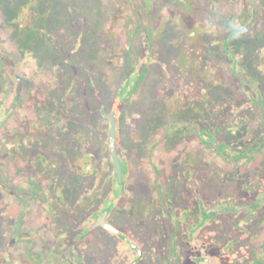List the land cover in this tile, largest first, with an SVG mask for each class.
Listing matches in <instances>:
<instances>
[{
  "label": "flooded vegetation",
  "instance_id": "flooded-vegetation-1",
  "mask_svg": "<svg viewBox=\"0 0 264 264\" xmlns=\"http://www.w3.org/2000/svg\"><path fill=\"white\" fill-rule=\"evenodd\" d=\"M117 1L112 10L94 6L93 22L83 16L67 26L79 37L88 33L93 45L92 63L82 74L84 64L68 62L73 75L68 85L78 82L95 89L89 136L81 130V112L66 110L68 90L57 88L42 95L46 104L36 117L39 136L23 144L15 138L11 145L13 159L19 160L23 150L27 155L25 166H18L9 179L15 222L9 238L1 229L5 249L0 264H188L192 256L197 257L195 264L220 263L221 239L215 238L222 233L220 223L208 224L209 209L203 210L208 204H234L237 197H225L223 184L217 194L208 193L207 152L228 166L256 157L264 162V0L191 1L217 4L220 11L236 1L243 4L239 14L220 12L211 19L217 29L212 42L203 26L189 25L181 15L208 9H191L184 0ZM45 2L29 0L15 23L26 29L29 79L50 74L63 87L65 52H71L62 36L66 17L53 14L54 0ZM166 9L177 14L160 24ZM258 22L256 29L253 24ZM179 31L183 37L166 45L167 39L173 40L168 35ZM103 34L114 40L111 54L124 48V36L131 46L125 62L111 60L109 75L96 70L101 76L97 83L91 68L100 57ZM42 50L37 63L36 53ZM34 66L39 71L35 76ZM152 71L156 78L148 79ZM116 79L118 93L106 94ZM108 105L110 111L105 110ZM237 120L243 126L230 128L233 141L220 139L226 136V124ZM112 121L121 173L111 150ZM48 128L61 141L50 156L44 153L49 145L42 135ZM97 131L105 135L98 137ZM70 139L73 143L66 145ZM137 157L138 163L148 162L153 173H131ZM225 170L219 169L221 177L227 175ZM229 181L241 182L238 175ZM262 181L264 176L259 177ZM209 246L214 255H208ZM226 254L233 264L249 263L230 248Z\"/></svg>",
  "mask_w": 264,
  "mask_h": 264
},
{
  "label": "rangeland",
  "instance_id": "rangeland-1",
  "mask_svg": "<svg viewBox=\"0 0 264 264\" xmlns=\"http://www.w3.org/2000/svg\"><path fill=\"white\" fill-rule=\"evenodd\" d=\"M29 0H0V75L3 79V83L0 85V182L5 181L8 186H10V176L16 175V170L18 166L24 167L25 165V157L27 152L23 150L21 153L19 160L13 159L11 156V145L14 142L15 138L18 139V142L24 143L28 140L30 143V136H35L40 134L37 130L38 121L36 119L37 115L40 117V112H44L42 106H44L45 100L42 95H50L52 93H56L57 88L63 91L68 90L69 101L66 104L67 111L70 114H77V112H81L80 118L84 120L82 125H80L81 130L86 131L87 136H89L90 128L88 124V112L92 106V99L90 98L92 92L95 90L92 86H84L80 85L76 82L73 86H69V80L73 79V75L70 73L68 68V62L72 59L76 64H84L81 70V74L84 72V69L90 66L86 64H91L92 58H90L91 49L93 45L89 43V39L86 37H79L72 29H69L67 26L70 21H77L78 23L83 16L89 22H93L96 18L93 9L94 6H102L104 9H114L115 0H54L53 5V14L61 13L66 18V27L63 31V38L65 39V45L68 46V50L71 52H65L66 61H64L65 66L64 69L65 77H64V86H57L58 83L54 80L55 77H51L50 74L44 75L42 77L29 79L30 70L28 66L30 61L28 60L27 53L29 50L25 46V27L15 23V19L18 16L19 10L26 5ZM52 0H47L50 3ZM119 1V0H118ZM117 1V2H118ZM45 2V3H47ZM101 2V3H100ZM243 7V4H237V1L234 5L228 7H221V9L225 11H220L217 9L216 5H208L207 13H203L202 11H195L193 13H189L186 15L185 13H181L184 15V20L189 25L200 24L203 26L204 31L207 32V37L210 42L214 40L212 37V33L216 32V27H212L213 22L211 19H216L219 17L220 12L234 13L239 14ZM44 10V7H42ZM105 13V12H104ZM177 13L172 11L171 9H166L162 12L159 22L160 24L169 17L175 16ZM98 15V14H97ZM257 15H260V11H257ZM259 19V18H258ZM259 23L253 24L254 27ZM256 29H258L256 27ZM182 30V29H180ZM73 32V33H72ZM168 37H173L171 39H167L166 45L170 46L171 42L175 41L177 38H182L180 31L179 33ZM56 38V37H55ZM102 41L98 45L99 47V55L95 61V69L91 68V72L93 77H95L96 82L100 81V74L103 72L104 75L110 72L107 69L108 64H112L111 60L119 59L121 62H125V53L126 48H130L131 44H129L128 36H124V48L122 50H118L115 53L111 54V44L114 41L113 38L110 40L107 37V34H103ZM112 41V42H111ZM160 47L162 49L163 41L160 39ZM113 45V44H112ZM74 48L76 50L72 51ZM27 52V53H26ZM173 52V50H172ZM45 50L38 51L36 53L37 63L40 62L39 58L43 57ZM68 59V60H67ZM133 60V59H132ZM110 61V63H109ZM31 62L35 63L34 60ZM133 62V61H132ZM37 68L39 64H36ZM86 66V67H85ZM39 71L33 68V75ZM116 73V72H115ZM109 75V74H108ZM148 79L156 78L154 72L150 73L147 77ZM118 79L113 81V85L111 88V96H115L120 87L118 86ZM101 87V86H100ZM146 86L145 88H147ZM146 94L148 92H145ZM149 94H154V92ZM111 101L113 99H110ZM53 105L52 102H50ZM106 111H110V105L105 107ZM130 114L134 116L136 112L132 109ZM134 111V112H133ZM134 118V117H132ZM133 120V119H132ZM103 128L106 123L101 124ZM241 127L243 126L242 121H232L229 124H226L225 135L220 136V139L227 138L228 141H233V130L231 127ZM105 131V129H102ZM97 131L100 133L98 137H103L105 135L104 132ZM44 140L48 143V148L44 151L45 154L49 155L59 148V144L61 141L57 140L56 133L54 129H47L46 132H42ZM45 133V134H44ZM55 134V135H54ZM70 138L71 133H66ZM241 132H237L239 136ZM251 136L250 127H246V138ZM254 135H252L253 137ZM42 137V136H41ZM236 138V136H235ZM39 140V139H38ZM37 140V141H38ZM46 143V144H47ZM67 143H73L72 140H68ZM65 145V149L69 147ZM37 148H39L37 146ZM140 157V156H139ZM134 158V157H133ZM262 157L251 158L248 161L240 160L236 166H228L223 161H221L213 152L210 150L207 152V171L206 174L208 176V193L210 195H215L216 190L224 185V190L226 192L225 197L229 198L232 194L237 197L236 206H253L259 202L264 201L261 197L264 194V186L259 187V177L264 176V162ZM135 162L131 167L133 174H141L153 173L152 166L148 162L138 163V157L136 160H132ZM211 164H213L211 166ZM215 164V165H214ZM132 165V164H131ZM217 165V167H216ZM200 168V167H199ZM205 168V167H203ZM219 169H226L227 172L223 177L219 174ZM225 170V171H226ZM250 171V175L248 176V172ZM235 175L239 176L241 182H231L229 181L231 178H235ZM248 176V178L244 181ZM221 179L224 180L221 183ZM25 186L24 183H20ZM252 187H256V191L252 194ZM259 188V189H258ZM8 190H5L2 184H0V233L1 229L5 235V238H9L11 234V230L13 229V225L15 222V216L12 215L16 207L13 203L14 199L10 198ZM241 190L246 191V193H242ZM230 206L234 205L229 202ZM206 216L208 220V224H212L215 222L220 223V230L222 233L216 237V240L220 241L221 251H220V259L217 260L221 262V264L229 262L230 256L224 253L223 247L230 248V251H234L238 253L239 257L245 258L244 261L249 263L246 264H264V204L256 209L246 208L244 210L234 212V213H222V214H211ZM24 220H22L23 222ZM212 236V235H211ZM1 238V236H0ZM218 238V239H217ZM234 245V247H230ZM5 249V245H2L0 242V251L3 252ZM9 246H7V250L9 251ZM216 252V251H215ZM199 257V256H198ZM254 259L255 262H252ZM197 262V257L193 256L190 258L188 264H195ZM207 260L205 264H215V262L211 263ZM245 263V262H243ZM181 264V263H178Z\"/></svg>",
  "mask_w": 264,
  "mask_h": 264
},
{
  "label": "water",
  "instance_id": "water-1",
  "mask_svg": "<svg viewBox=\"0 0 264 264\" xmlns=\"http://www.w3.org/2000/svg\"><path fill=\"white\" fill-rule=\"evenodd\" d=\"M112 126H113V129H112V136H111V150H112V155H113V158H114V161H115V164H116V167H117V170L119 173H121V167H120V163H119V160H118V157H117V154H116V149H115V124H114V121H112ZM262 204H264V201L262 202H259L253 206H250V205H247V206H236L235 204L230 206L229 203H226L223 207L222 204H219V205H216L215 207L213 208H210L206 215H211L212 213L214 214H222V213H234V212H238V211H241V210H244L246 208H250V209H256L258 207H260ZM112 230L113 228L110 227Z\"/></svg>",
  "mask_w": 264,
  "mask_h": 264
},
{
  "label": "trees",
  "instance_id": "trees-1",
  "mask_svg": "<svg viewBox=\"0 0 264 264\" xmlns=\"http://www.w3.org/2000/svg\"><path fill=\"white\" fill-rule=\"evenodd\" d=\"M170 1H176V0H165V2H170ZM187 1V3L188 4H191V9H208L207 8V6H202V4H196V3H194V2H192L191 3V1H195V0H184V2H186ZM147 6H144V8H146ZM259 43V42H258ZM142 62H144V61H142V59L140 60V62H139V64H141ZM0 184H2V186L4 187V189L5 190H8V184L5 182V181H1L0 182ZM261 186H264V181H262L261 183H259V187H261ZM259 189V188H258ZM257 189H256V187H252V191L250 192V193H254L255 191H256ZM242 191V193H246V191H244V190H241ZM263 200H264V194H263V196L261 197ZM212 207V204H208L205 208H204V210H203V212L204 213H206V209L208 210V209H210ZM212 215H209V217H211ZM208 218V217H207ZM209 251H208V255H214V252L211 250V247L209 246ZM227 250H228V248L226 247V248H224V253H227ZM219 264H221V262L219 263ZM224 264H233L231 261H229V262H227V263H224Z\"/></svg>",
  "mask_w": 264,
  "mask_h": 264
},
{
  "label": "crops",
  "instance_id": "crops-1",
  "mask_svg": "<svg viewBox=\"0 0 264 264\" xmlns=\"http://www.w3.org/2000/svg\"><path fill=\"white\" fill-rule=\"evenodd\" d=\"M242 264H245V263H243V261L241 262Z\"/></svg>",
  "mask_w": 264,
  "mask_h": 264
}]
</instances>
